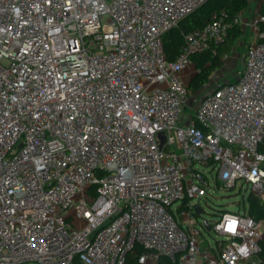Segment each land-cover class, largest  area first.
Segmentation results:
<instances>
[{"label":"built area","instance_id":"2783aa9c","mask_svg":"<svg viewBox=\"0 0 264 264\" xmlns=\"http://www.w3.org/2000/svg\"><path fill=\"white\" fill-rule=\"evenodd\" d=\"M206 1L0 0V264H264V13L237 77L188 105L191 57L241 22L213 12L167 60ZM211 182L261 217L202 218Z\"/></svg>","mask_w":264,"mask_h":264},{"label":"trees","instance_id":"16d2710c","mask_svg":"<svg viewBox=\"0 0 264 264\" xmlns=\"http://www.w3.org/2000/svg\"><path fill=\"white\" fill-rule=\"evenodd\" d=\"M246 6L247 0H207L164 35L163 50L165 58L173 60L181 50L184 33L196 27H202L211 20L213 12L224 9L230 18H235L240 16ZM261 12L264 13V7H262ZM242 33L239 23L233 24L223 42L210 46L191 57L196 72L188 82V95L208 85L211 74L224 64L222 56L230 53L232 46L241 38ZM259 150L264 153V143L260 144ZM248 212L255 218L261 217L259 202L252 195L249 196ZM259 243L264 254V238ZM125 264H136L135 255L129 254Z\"/></svg>","mask_w":264,"mask_h":264},{"label":"rangeland","instance_id":"374dc122","mask_svg":"<svg viewBox=\"0 0 264 264\" xmlns=\"http://www.w3.org/2000/svg\"><path fill=\"white\" fill-rule=\"evenodd\" d=\"M247 36V35H246ZM245 36V37H246ZM245 38H240L238 39L234 45L231 48L230 51V55L228 57V59L224 60L225 62V67L222 66L220 69L215 70L211 76H210V80L207 86H205L202 89L197 90L196 92H194L189 100H188V105H191L192 101V96H197V98L199 97L200 94H202L205 91H209L213 86H212V82L215 81L216 79H223L226 78L228 79L230 77V74H226L224 72V69L226 70L227 68H231L233 67L234 70H237L238 68L241 69L242 67V55H243V48L244 45L246 43ZM193 69V68H191ZM191 108L189 106H187L185 108V115H189L191 113ZM242 182H239L236 188L233 189H226V190H219L217 193H212V191L214 190L213 187V182H211V189L209 191V194L212 193L213 194H217L216 196H211L209 197V202L211 204H209L208 206L205 205L204 206V212L202 213V218H206L207 220H209L210 222L215 220V218L217 217V214L222 211V210H242L245 206V209L248 208V203L246 201V197L249 194V188H247L246 185H244V188L239 192L238 191V187ZM241 195H242V200H241ZM241 200V201H240ZM238 201H240V206L237 203ZM203 203H205L203 201ZM219 211V212H218ZM204 236L207 238L206 244H215L218 241H220V236L217 235L213 230H204L203 232ZM22 264H37L34 262H24Z\"/></svg>","mask_w":264,"mask_h":264},{"label":"crops","instance_id":"0c3cea01","mask_svg":"<svg viewBox=\"0 0 264 264\" xmlns=\"http://www.w3.org/2000/svg\"><path fill=\"white\" fill-rule=\"evenodd\" d=\"M262 7H264V0H247L246 8L240 13L241 22L239 23V26L243 32L241 38L247 39L245 45L255 38L256 34H255L254 27L251 24V21L257 13L261 12ZM245 45H244V48H245ZM244 48H243V53H244ZM227 55L229 57L230 53H228ZM228 57L223 59V60L228 59ZM242 64H243V55H242ZM223 66L225 67V62L223 64ZM233 67H231V68L229 67L226 70L224 69V72L226 74H230L229 79H231V80L237 77V72H240L242 70L243 65H242L241 69L238 68L237 70H234ZM191 68H193V69H191ZM217 71H219V70H217ZM195 72H196V69L192 63L183 72V75L186 79H190L193 77ZM223 79L227 80L226 78H223ZM221 80L222 79H220L219 81H221Z\"/></svg>","mask_w":264,"mask_h":264},{"label":"water","instance_id":"95a60500","mask_svg":"<svg viewBox=\"0 0 264 264\" xmlns=\"http://www.w3.org/2000/svg\"><path fill=\"white\" fill-rule=\"evenodd\" d=\"M159 135H160L161 140L163 141V140H164V135H163V133L161 132ZM196 211H197V213L200 212V210H199L198 207H196ZM204 224H205L206 229H209V226H208L206 220H204Z\"/></svg>","mask_w":264,"mask_h":264},{"label":"snow or ice","instance_id":"6c2138e0","mask_svg":"<svg viewBox=\"0 0 264 264\" xmlns=\"http://www.w3.org/2000/svg\"><path fill=\"white\" fill-rule=\"evenodd\" d=\"M231 228H232V225L229 226V229H231Z\"/></svg>","mask_w":264,"mask_h":264},{"label":"clouds","instance_id":"9594fccd","mask_svg":"<svg viewBox=\"0 0 264 264\" xmlns=\"http://www.w3.org/2000/svg\"><path fill=\"white\" fill-rule=\"evenodd\" d=\"M242 251H243V249H242Z\"/></svg>","mask_w":264,"mask_h":264}]
</instances>
